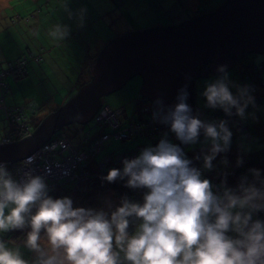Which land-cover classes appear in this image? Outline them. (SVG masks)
Instances as JSON below:
<instances>
[{
	"label": "clouds",
	"instance_id": "9594fccd",
	"mask_svg": "<svg viewBox=\"0 0 264 264\" xmlns=\"http://www.w3.org/2000/svg\"><path fill=\"white\" fill-rule=\"evenodd\" d=\"M69 4H61L67 19L83 28L87 9L73 10ZM71 31L61 22L48 35L66 41ZM217 73L200 93L205 107L228 117L255 118L246 112L256 108L251 86L231 81L226 66ZM187 98L184 85L174 105L158 98L152 112L153 121L167 126L179 144L165 132L154 146L122 159V168H110L101 177L109 184L123 181L141 193L140 200L123 195L118 204L106 200L99 208L74 206L68 196L49 194L45 175L30 168L14 174L0 161V264H264V220L254 218L264 212V176L249 169L251 179L241 176L234 187L227 183V172L219 173V183L205 178V172L215 170L217 156L230 150L233 133L226 119L194 114ZM106 106L101 99L94 115ZM197 144L200 151L192 158L181 147ZM33 159L26 158V168ZM194 161H202V167ZM220 163L226 167L227 158ZM242 163L238 157L236 165ZM12 231L24 233L21 243L31 259L19 243L3 239Z\"/></svg>",
	"mask_w": 264,
	"mask_h": 264
},
{
	"label": "water",
	"instance_id": "95a60500",
	"mask_svg": "<svg viewBox=\"0 0 264 264\" xmlns=\"http://www.w3.org/2000/svg\"><path fill=\"white\" fill-rule=\"evenodd\" d=\"M250 52L264 54V0H225L212 13L195 19L121 35L111 40L93 62L89 81L47 114L32 134L0 144V161L22 160L62 127L88 123L102 97L135 75L142 78L140 92L151 100L153 110L158 98L165 105H174L178 90L184 85L192 108L193 79L208 71L201 72L199 68L211 62L214 72L221 65L227 69L234 58L241 59ZM77 113L80 119L75 118Z\"/></svg>",
	"mask_w": 264,
	"mask_h": 264
},
{
	"label": "rangeland",
	"instance_id": "374dc122",
	"mask_svg": "<svg viewBox=\"0 0 264 264\" xmlns=\"http://www.w3.org/2000/svg\"><path fill=\"white\" fill-rule=\"evenodd\" d=\"M141 1H142V6H140L139 8L144 9L145 11L144 19L148 18L149 20L152 21V23H157L163 21L165 22L167 18H169L171 20L170 25L172 23L177 25L189 19L186 17H188L190 14L193 15V12L190 11L188 7L191 5V3H195L196 1L199 0H173L174 6H172V0H168V1L141 0ZM220 1L221 0H201V4H200L201 9L200 10L198 9V12L199 13L209 12L211 8L213 9ZM62 3L63 0H33V1L32 0H0V33L1 31H4L3 32L4 34L0 36L1 44L3 46L11 45V47L14 48L16 44H20L21 42L29 41V43L31 44V40L33 38L32 29L29 28L31 25L35 26L33 27V29L35 28V30L38 32V37L42 38L43 34L47 35V33H49V31L52 29V27L55 24L61 22L66 23L71 27L72 31L69 39L63 41L64 46L61 47L62 51H59V56L64 61L63 65L66 67L67 60L64 59V57H66L67 53H71L72 58H74L75 60L83 59L82 57L86 59L87 52L85 51V48L82 47L84 45L83 42L88 38L90 40L91 38L90 36L94 35L95 31L103 35L105 39L107 38L108 29H110L109 33L111 35L115 34L116 36L119 35L121 36L124 34H128L129 32L127 33L124 32L126 30L129 31L128 29L129 26H130V30L133 29L132 27L135 24L131 22V20L128 21L129 17L125 13L128 12V10H130L132 14L136 13L139 15L140 13L139 10L136 8V6H134L132 1L130 0H123V4H120V0H70L69 6L71 9L78 10L81 7L87 9L85 16V25L83 28H78L76 26L75 19L73 20L67 19L66 13H64L61 8ZM29 13L35 15L34 20L28 23V25L30 24V26L25 24V21L27 20L25 15ZM10 19H12L13 22L16 21V26L9 29L10 31L7 32L5 25L7 26V24H9ZM109 42H107L105 46ZM102 50L103 49H101V51ZM99 54H97L95 60L98 58ZM262 56H263L262 54L253 52L247 55L245 60L248 63H255L257 61H260ZM37 57L41 60V54H38ZM68 65H70V63H68ZM236 71L237 73L241 74L240 73L241 70L239 66H234L232 69H229L228 70L229 78L230 75L234 74V72ZM58 72L60 73V76H63V74H65L62 69L60 71L59 66H58ZM217 75L218 74L211 72L208 76L199 77L195 81L194 105L198 109L202 117H207V115L209 114L208 111L210 110L213 112L217 110V109H209L205 107V99L200 95V93L203 91L205 82L215 78ZM84 77L85 78L83 79V82L88 81L89 75L86 76L85 74ZM238 77L241 79L242 76L239 75ZM32 80L37 81L38 77L35 76ZM70 82L71 81L68 77L57 78L55 82V86L58 89L59 96L56 102H52L53 107L60 104L62 101L65 102L77 92L75 91V88L72 89L69 88ZM142 82H143L142 78L140 76L135 75L131 77L129 80H127L125 84H123L120 88L102 97V103L105 105L121 103V105L125 107L126 114L121 116L122 124H124L125 122L128 123V120L135 115V111H136L135 99H137V97L140 95L139 92ZM50 89L53 90L55 88L51 87ZM50 93L52 94V92ZM9 96L10 94L7 95V97ZM7 97H6V101H7ZM32 97L33 96H27L24 99V101L30 100L32 99ZM41 115L44 116V113ZM41 115L39 114V116ZM3 125H4L3 121H0V128H3L4 127ZM83 126H85L84 131L91 128L90 129L91 133L96 132L94 123L91 122L90 120L88 123L84 125H80L78 123H70L62 127L54 135L59 134L61 137H64L66 134L73 142L67 137L65 138H67L74 147H78L76 143L79 139V134H76L75 132L73 133V131L76 128H78V132L80 133L82 131ZM3 134L4 132L0 130V138ZM172 138L175 139L174 134ZM242 138L243 140L242 143L240 144L241 153L251 152L249 148L252 147V142L248 140V138L246 139L243 135ZM138 146H141V142L139 141V139L125 140V141L110 139L108 142L104 144L102 150L100 151L99 154L95 156L94 160H91L89 163H94V161H100L101 159H103V157H105L107 154L111 152L122 153L125 152V149L137 148ZM140 150L141 149H138L137 152L139 153ZM189 150H195V154H197L200 151V145L197 144L195 146H191L189 147ZM247 150L249 151L246 152ZM218 157L216 159H218ZM226 157H228L227 154ZM76 159H78V156L76 157ZM228 163H230L229 160ZM213 164L217 166V163H215V161H213ZM196 166L202 167V162H200ZM218 168L221 169V167L219 166ZM242 169L245 171L244 175H247L249 179H251V173L247 170L246 166H243ZM208 173L213 175L217 174L214 171H210ZM65 185L66 184L62 183L55 186L50 191L49 194L54 198L64 197L61 195L62 193L65 196H67L68 192ZM61 187L63 188L59 191V188ZM99 191L90 190L89 196L92 197L87 199L85 202L79 199L80 198L79 197L74 200V206L99 208L104 206L106 200H111L113 203L115 202L114 196L113 194L110 193V191L107 192L101 189V187H99ZM73 193L74 192H72L71 195ZM254 218L260 219L259 214L257 213ZM23 236L24 233L21 231H12L4 234L3 239L9 241H16L17 243H19L21 246V250L25 253V258L31 259L32 254L29 253L26 249H24L21 243Z\"/></svg>",
	"mask_w": 264,
	"mask_h": 264
},
{
	"label": "trees",
	"instance_id": "16d2710c",
	"mask_svg": "<svg viewBox=\"0 0 264 264\" xmlns=\"http://www.w3.org/2000/svg\"><path fill=\"white\" fill-rule=\"evenodd\" d=\"M130 1H132L134 6H136V8L139 10L140 13H139V15L136 14V13L132 14L130 10H128V12L125 13L129 17L128 21L131 20V22H133L135 24L132 27L133 29H131V30H130V26L128 27V29H129L128 32L130 33L134 29H137L138 27L140 28L143 25L144 26L150 25V24L153 25L151 20H149L148 18L144 19V17H145L144 12L145 11H144V9L139 8L140 6H142V1L141 0H130ZM120 4H123V0H120ZM199 4H201V0H199V3H198V8L200 10L201 7L199 6ZM221 4H222V2L221 3L219 2L216 6L214 5L215 7L213 9L211 8V10L209 12H202V13L197 12V14L199 13L198 16H201V15H204V14L212 13L219 6H221ZM185 10H186V8H185ZM195 15L196 14H193V15L190 14L186 18H189L187 20L195 19L197 17V15L196 16ZM25 17L27 18V20L25 21V24L28 25V23L30 21L34 20L35 15L32 14V13H29V14L25 15ZM170 21L171 20L169 18H167V22L166 23H169ZM28 26H30V24ZM33 27H35V26L31 25L29 27L30 29H32V35H33V38L31 40L32 44L34 42H40V43L42 42V43H50V44L53 45L52 42H56L48 35V33H47V35L43 34L42 38L38 37V32L35 30V28L33 29ZM148 29H150V28H148ZM109 31H110V29H108L107 38H106V40L108 42L110 40H113L115 38L120 37V35L119 36H116L115 34L111 35L109 33ZM94 33H96L98 36L104 37L103 35L99 34L97 31H95ZM90 37H92V35ZM87 42H89V38L84 40L83 44L87 43ZM24 43H29V41L28 42H24ZM85 50H86V48H85ZM251 53H253V52H251ZM251 53H249V54H251ZM249 54H245L241 59L237 60V63H236L235 66H240L241 68L242 67H247V66H245V64H247L248 62H246L245 58ZM262 55L263 56L260 59V61H257L255 63H250L249 64L250 66L247 69V70L250 69L249 71L246 70V72H244V73H243V71L240 72L241 76H242L241 77L242 80H241V84L240 85H250L251 86V88L253 89L252 95L255 98L256 107L264 105V93H260L259 92V86H260L259 77H260V75L262 73H264V54H262ZM37 56H38V54H35V53H30V52L29 53H24V54L20 55L19 57H17L16 59H14L13 61L8 62L6 64V66H4V67L0 66V69L7 71L8 72L7 75H20V76H22L23 74H25L26 67H27L28 63L31 62V61H36L34 58L37 57ZM22 59H25V61H26V62L23 63L22 67L21 68L15 67L14 64L15 63H19ZM10 66H12V70L9 69ZM7 75L5 76V81H6ZM199 77H204V76H199ZM88 81H89V79H88ZM86 82H82L81 84H77V86L75 88V91H78L79 88L83 84H85ZM7 85H8V83H7ZM8 93H9V86H8V92L6 94V97H7ZM6 97H5V101H6ZM142 101L146 102L149 105L148 100L143 95L140 94L137 97V99H135V102H136V105H138V107H139V111L141 110V112L143 111V107H144V106H142V103H143ZM62 102H64V101H62ZM62 102L60 104L56 105L55 107H53L51 110L50 109L47 110L46 115L49 114L50 112L56 110L59 106H61L63 104ZM6 103H7V101H6ZM194 104H195V101H194L193 105ZM8 106H14V105L13 104H8ZM15 106H28V108L26 109V112H25L26 119L24 121H21L20 125L23 123L25 125L30 126L31 127V131L35 130L37 128V126L40 124L41 120L46 116V115H44V116L41 115L42 117L39 116L40 106H38V104H36L35 102L27 101V102H24L21 105H15ZM103 106H106V105L103 104ZM138 107H137V111H138ZM193 107H195V105ZM249 107H252V106H249ZM119 109L121 110L120 117H119L120 121H121V116L126 114V112H125V110L123 108H113V110H119ZM195 110H196V112H199L197 109H195ZM216 111H218V114L216 115L215 118H213V120H220V119L228 120L229 121L230 130H231V127H232V124H233L232 122L235 120L239 124L238 125V130H240V132H241V133H239L237 138L241 139L242 135L246 139L249 137V135H250L249 127L244 123V121L240 117H237L235 115H233L231 117H228V116H226L223 113L222 110L217 109ZM151 112H152V110H151ZM208 112H209V114L207 115V117H202V115H200V118L209 120V118L211 117L212 113H214L215 111L213 112V111L210 110ZM136 116H137L136 114L133 116V120H134V122L138 121V123H145L148 118L152 119V116L151 117H150V115L147 116L146 113H144L145 117H142V115H141V118L137 119V118H135ZM0 121H3V123H4V125H3L4 127L0 128V130H2L4 132V134L1 137L7 136L10 139L11 142H15V141H18V140L22 139L25 136V132L23 130L19 129L16 124L9 122L5 118L4 115H0ZM91 122L94 123V127L96 128V132L95 133H91V131H90L91 128L86 130V131H84L85 130V126L82 127V131L80 133L78 132V128H76L73 131V133L75 132L76 134H79V139L77 141V145H79L82 150H86V151L89 150L91 148L92 144H93V140H91L89 138H86L87 134L90 135V136H94V135H97V134H101V135L102 134H109V133H113L115 131V129L112 128L109 125H107V126H105V125L99 126V124H96L95 118ZM80 125H84V124H80ZM121 125L126 127L128 125V123L125 122L124 124H122V122H121ZM152 126H153V128L155 127L154 130H156L159 133V136L161 137L163 135V133H164L163 130H162L164 127H158L155 121H153ZM157 132H153L152 135L154 133H157ZM166 132L170 133L168 131V129L166 130ZM152 135H146V136L142 135V136H136V137L133 136L130 139H124V140H121V141L133 140V139H145V140L148 141L149 144L154 146L156 144V142H154V139H152V137H151ZM58 137H61V136L59 134L53 135V138H58ZM64 137H67L68 139H70L66 134H65ZM168 138L170 140H172L174 143L177 142L179 144V141H176L174 138L169 137V135H168ZM110 139L115 140L114 137H111ZM201 139H203L202 136H201ZM242 140H243V138H242ZM108 141H106V142H108ZM106 142H104V144ZM236 143L233 140V136H232V142H231L230 150L227 153H223V154H227L228 155V160L231 163V164L228 163V165L226 166V168H227L226 171L228 173L227 183H228L229 186H232V187H234L239 182V178L241 176H243L242 173H241V172H245L242 169L243 166H245V165L252 166L251 163H254L255 165L259 166L260 170L264 171V152H262L263 150L254 152V151H252L253 147H250L249 149H250L251 152H249V153H241V151H240V153H238L235 150L236 149V146H235ZM104 144H103V146H104ZM103 146H101V148L97 152H95L96 150H92L93 153L90 154L87 157V160L84 163H82L81 166L78 167V170L75 171V176H74L73 179L68 180V181L64 180V181L61 182V184L62 183L66 184L65 186H66V189H67V192H68L67 196L72 198L73 201L80 197L79 199H81L83 202H85L87 199L92 197V196H89L90 190L99 191V187H101V189H103V190H105L107 192L110 191V193L113 194L114 199H115L114 204H118L119 198L121 196H123V195H128L130 198H134L136 200H140L141 199V193L139 191H134V190H131V189H128V188L124 187L123 186V183H124L123 181H117L115 183L109 184L107 182L102 181L101 177L106 175L108 169H110V167H112V166L104 165V160L106 159V157H114V156H120V155H124V154H135V153L137 155L138 154V152H137L138 149H142L145 145L141 144V146H138L137 148L125 149V152H122V153L121 152H111V153L107 154L105 157H103V159H101L100 161H94V163H89L91 160H94V158H95V156L97 154L100 153V151L102 150ZM238 146H239V148H238V150H239L240 149V145L238 144ZM181 147L184 148V151H185L186 155L189 158H192L195 155V150H189V146L181 145ZM248 151L249 150H247L246 152H248ZM238 157L242 158V160H243V163L240 166L236 165V161H237ZM200 162L201 161H194L195 165L199 164ZM115 168H122V165H120L118 167H115ZM83 170L84 171L86 170V171L89 172V175L87 176L86 179L83 178V175H82ZM226 171H223V172H226ZM211 180H212L213 183H219L220 175L212 176ZM62 188L63 187L59 188V191ZM71 191L74 192L72 195H71V193H72ZM99 192H101V191H99ZM61 195L65 196L63 193ZM258 214L260 216V219L264 220V212H260Z\"/></svg>",
	"mask_w": 264,
	"mask_h": 264
},
{
	"label": "crops",
	"instance_id": "0c3cea01",
	"mask_svg": "<svg viewBox=\"0 0 264 264\" xmlns=\"http://www.w3.org/2000/svg\"><path fill=\"white\" fill-rule=\"evenodd\" d=\"M224 1L225 0H221L220 3L222 2V4H223ZM198 3H199V1H196L195 3H191V5L188 7L193 12V14H196L197 16L199 14V13L197 14L198 9H199ZM172 6H174L173 0H172ZM199 6H200V4H199ZM180 14H182V13H180ZM166 22H167V20L165 22L163 21V22L153 23V25H151V24L146 25V26L143 25L144 27L143 26H141L140 28L138 27L137 29H134L131 32L145 30V29L153 28V27H157V26L166 27V26L175 25L174 23H172L170 25L171 22H169V23H166ZM7 26H8V29H7ZM7 26L5 25L6 30L8 32V31H10L9 29L16 26V21L13 22V20L10 19V22H9V24H7ZM3 32L4 31H1L0 36H2L4 34ZM127 32H128V30L125 31V33H127ZM107 42L108 41L105 39V37L98 36L96 33H94V35H92V37L90 38L89 42L84 43V45L82 46L83 48H86V50H85L87 52L86 59H84V57H82L83 59L75 60L74 58H72L71 53H67L66 57H64V59L67 60L66 67L63 65L64 61L59 56V51H62L61 47L64 46L63 41L52 42L53 45L50 43H42V42L41 43L40 42H34L33 44L21 42L20 44H16L15 48L11 47V45L3 46L0 42V66L1 67L6 66V64L8 62L13 61L14 59H16L17 57H19L20 55H22L24 53L30 52V53H35V54H41V60L40 61H38V62L37 61H31L28 63V65L26 67L25 74H23L22 76H20V75H7L6 82L8 83V86H9L8 95L10 94V96L7 97V103L13 104V105H21L27 101L35 102L36 104H38V106H40L39 114L41 115L44 113V115H46L47 110H49V109L51 110V108H53L52 102H56V100L59 96L58 89L55 86V82H56L57 78L58 77H68L71 81L69 84L70 89L76 88L77 84H81L83 82V79L85 78L84 77L85 74H86V76L89 75V79H90L91 74L89 71L92 67V64L95 61L97 54H99L101 52V49L104 48V46ZM237 60H239V59L234 58L233 65L231 67L227 68L226 70L228 71L229 69H232L236 65ZM68 63H70V65H68ZM249 64L250 63L245 64V66H247V67L241 68L239 66L241 72L242 71H243V73L246 72V70L250 66ZM211 65H212L211 62H208L202 67L203 69H208L207 75H198L196 78L193 79V85H194L193 86V93L195 92V81H196V79L199 76H208L211 72H214L211 70ZM58 66L60 67V71L62 69L66 75L63 74V76H60V73L58 72ZM202 68H199V69H202ZM249 70H247V71H249ZM214 73L218 74L217 72H214ZM239 75H241V74L237 73V71H236V72H234V74L230 75L229 79L236 84H241L242 78L240 79L238 77ZM35 76L38 77L37 81L32 80ZM259 81H260L259 92L264 93V73H262L260 75ZM51 87H54L55 89L51 90L50 89ZM232 91L235 92V89H232ZM50 92H52V94ZM139 94L142 95L141 92H139ZM27 96H33V97L30 100L24 101V99ZM145 98L148 100L150 108H151V106H153L151 100L147 96H145ZM194 98H195V93H194ZM11 102H13V103H11ZM108 105L111 108H123L125 110V107H123L121 105V103H114L112 105H110V104H108ZM192 109L195 110L197 108L192 106ZM151 110L153 112L152 108H151ZM125 112H126V110H125ZM246 112L249 114L254 113V116H255V118H253L252 115H248L246 119H243L244 123L249 127L250 135L248 137V140H250L252 142V147H253L252 151L257 152V151L263 150L262 152H264V105L256 107L255 109H253L252 107H248ZM217 114H218V111H215L214 113H212L209 120L210 121L213 120V118H215ZM232 123H233L232 124L233 128L231 127V131L233 133V135H232L233 140L235 141V143L237 142L240 145L242 143V138L241 139L237 138L239 133H241L240 130H238L239 124L235 120ZM157 126L158 127H164L162 130L164 133L166 132L167 126H164L162 124L157 125ZM168 135H169V137H173V134H171V132L168 133ZM139 141L141 142V144L145 145L144 147L149 145L148 141L145 139H139ZM237 143L235 145L236 146L235 150H236V152L240 153V149L238 150L239 146ZM218 156H217L218 159L214 160L215 163H217V166H216L214 172H216L217 174L213 175V174H209L208 172H205L204 173L205 178L211 179L212 176H218L220 172L227 170V168L223 164L220 163V160L222 158L226 157V154H223V155L220 154ZM226 158L228 159V157H226ZM251 164H252V166L245 165L248 171H249V169H252V168L259 169V166L255 165L254 163H251ZM218 166L221 167V169L218 168ZM260 171H261V175L264 176V171H262V170H260ZM241 173L244 176L245 172H241Z\"/></svg>",
	"mask_w": 264,
	"mask_h": 264
},
{
	"label": "built area",
	"instance_id": "2783aa9c",
	"mask_svg": "<svg viewBox=\"0 0 264 264\" xmlns=\"http://www.w3.org/2000/svg\"><path fill=\"white\" fill-rule=\"evenodd\" d=\"M35 60L39 58L35 57ZM26 62L25 59H22L19 63H15L14 66L21 68L23 63ZM12 70V66L9 67ZM8 69V70H9ZM7 71L0 69V115H4L5 118L18 126L19 129L25 132V136L30 135L31 127L25 124H21V121L26 119L25 112L28 106H8L5 101L6 94L8 92V85L5 81V76ZM143 102V101H142ZM143 111H137V119L146 115L152 116L151 108L146 103H142ZM121 110H113L109 107H102L98 110L97 115H95V122L102 125H109L115 129L113 133L109 134H97L94 136L86 135V138L93 140V144L89 150H82L81 147H74L72 143L65 137L51 138L49 141L41 145L36 151H34L28 157H33V162L29 164L26 168L25 160L26 158L16 161V162H7L8 168L13 171L14 174H22L23 171L28 168L33 169L36 173L45 175V179L48 181L50 191L57 185H59L64 180L73 179L75 176V171L78 170V167L81 166L87 160V157L92 154V150L97 152L104 142L108 141L111 137L117 140L130 139L133 136H146L152 135L154 130L152 123L153 119L148 118L145 123H138V121L131 120L128 121L126 127L121 125L120 121ZM136 120V119H135ZM168 129V128H167ZM23 137V138H24ZM154 142H158L161 138L159 133H154L152 136ZM10 139L7 136H4L0 140V144L10 143ZM135 154H124L114 157H106L104 160V165L112 166L110 168H115L122 165L121 161L124 158H133ZM78 156V159L76 157ZM83 178H87L89 175L88 171L82 172Z\"/></svg>",
	"mask_w": 264,
	"mask_h": 264
},
{
	"label": "flooded vegetation",
	"instance_id": "af4514ba",
	"mask_svg": "<svg viewBox=\"0 0 264 264\" xmlns=\"http://www.w3.org/2000/svg\"><path fill=\"white\" fill-rule=\"evenodd\" d=\"M250 53H251V52H250ZM246 54H248V53H246ZM201 72H204V69H203V68L201 69Z\"/></svg>",
	"mask_w": 264,
	"mask_h": 264
},
{
	"label": "bare ground",
	"instance_id": "6f19581e",
	"mask_svg": "<svg viewBox=\"0 0 264 264\" xmlns=\"http://www.w3.org/2000/svg\"><path fill=\"white\" fill-rule=\"evenodd\" d=\"M95 118V115H93V119Z\"/></svg>",
	"mask_w": 264,
	"mask_h": 264
}]
</instances>
